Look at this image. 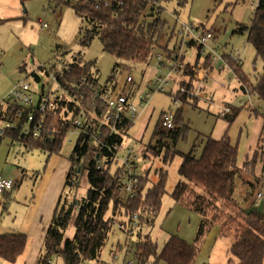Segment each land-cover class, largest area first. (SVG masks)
Instances as JSON below:
<instances>
[{
  "label": "trees",
  "instance_id": "16d2710c",
  "mask_svg": "<svg viewBox=\"0 0 264 264\" xmlns=\"http://www.w3.org/2000/svg\"><path fill=\"white\" fill-rule=\"evenodd\" d=\"M20 1L23 3L26 0ZM52 1L60 6H71L74 13L86 21L88 27L80 28L79 43L82 46H88L94 38H98L105 52L124 61L116 64L117 67L113 68V74L107 80L108 84L104 85L98 82L93 60L85 61L79 58L70 63L62 60L51 61L54 69L59 71V82L69 94L79 100L80 93L82 91L86 93L83 104L88 109H91L92 105L94 112L92 135L99 129L95 138L96 142L121 146L123 135L133 126V121L125 120L123 123L116 124L113 129L111 125L102 123L100 116L105 109V104L96 92L99 91L103 96L111 97L124 91L127 84L116 86L117 83L114 81L111 83L117 68L122 66L129 68L133 62L149 64L153 50L159 46L160 38L166 28L169 29L167 42H172L175 25L181 17H179V10L173 9L175 20L173 25L168 27V21L163 16L164 5L174 1L182 8L187 4V0H108V4H105L106 0ZM197 24L206 26L202 23ZM235 32H246V41L255 50L256 57L262 60L263 67L261 72H255L252 79L242 71L241 64L235 66L232 63L233 70L237 76L240 74L239 80L250 84L252 90L256 92V99L264 102V0H258L249 23L240 24ZM190 45L194 46L199 53L200 46H195L193 43ZM161 46L165 51L168 50L167 53L170 55L172 47L169 43H163ZM179 59L183 60V56L181 55ZM199 59L200 56L197 55L195 61L198 62ZM37 70L41 69L37 68ZM38 71L31 72L35 81L40 80ZM183 72L188 75L190 81L191 71L186 67ZM83 77L87 79V82H92L94 86L92 91L86 86L79 90L72 87L74 82H79ZM189 81L180 82V85L191 88ZM107 85L111 89H107ZM115 86L120 92L111 95ZM168 94L172 101L175 97L181 103L198 107L197 98L187 93L177 91L173 93V96L171 92ZM65 99L66 96L62 95L59 109L45 116L46 126L52 130L51 140H35L21 133L28 109L24 110L23 117L17 126L6 130L2 137L21 143L30 151L37 149L47 152L48 156L62 155L61 149L67 143L69 123L65 119L67 111L62 110ZM74 104L69 102L68 109H71ZM80 105H82L81 102L75 114L81 113V116L89 117L87 112L80 111ZM227 106L230 111L219 116L228 122L229 127L241 111V106ZM35 115L40 117L39 113L35 112ZM173 123L174 128L166 131L161 129L157 119L147 148L155 154L160 153L164 148L162 162L165 165L169 164L175 155L181 157L177 171L182 180L177 182L170 196L174 202L182 197L186 198L194 211L200 215L194 242L189 243L177 234H168L166 241L159 248L150 232L142 231L144 227L149 229L155 225L161 209L162 197L166 193L167 170L165 168L155 171L158 176L153 183H150L147 172L139 173L138 181L133 187V194L121 198L123 166L114 158L112 150L99 145L92 148L90 137L80 134L75 137L70 152L67 153L66 160L69 162V168L63 190L66 187L76 188L77 174L83 166L88 188L78 204L66 203V196L62 192L49 223L43 228V242L34 264H51L50 259L54 256L61 257L64 264H86L88 261L96 260L112 231L114 222L131 223L134 215H136L139 229L135 230L131 257L136 264H193L198 249L214 226L218 227L222 235L232 236L230 253L237 260L235 264H263L264 212L256 209L246 211L233 197L236 190V177L242 172L253 174L255 160L246 159L242 166L237 165L238 145L232 142L227 129L218 139L206 136L199 156L195 155V142L188 152H181L174 146L186 133L188 125L184 123L183 109L180 107L174 111ZM155 137H157L156 143L151 144V140ZM167 140L172 142V149L165 143ZM97 159H100L101 163L97 164ZM262 160V173L257 180L264 182V156ZM70 223L73 224L74 234L72 238L64 237ZM126 232L130 233V231ZM26 243L27 236L24 234H0V259L15 262L23 253Z\"/></svg>",
  "mask_w": 264,
  "mask_h": 264
},
{
  "label": "rangeland",
  "instance_id": "374dc122",
  "mask_svg": "<svg viewBox=\"0 0 264 264\" xmlns=\"http://www.w3.org/2000/svg\"><path fill=\"white\" fill-rule=\"evenodd\" d=\"M253 1L255 0H187V4L182 8L173 1L170 4L164 5L165 13L163 16L168 21V27L172 26L175 20V17H173V9L177 8L179 10V17H181L180 21H193L211 27L214 31L213 41L215 40L216 44L222 50L239 49L242 52V71L252 79L255 72H261L263 62L259 57H256L255 50L246 41V32L239 33L235 32V30L240 24L249 23L254 11V7L251 4ZM4 18H7L6 21L8 20L9 22L7 24L8 27H0V41L1 43L7 42L11 48L9 50H12L15 45H20L24 53L22 65L32 67L33 64H44L49 60H62L68 63L79 58L85 61L93 60L95 61L98 82L104 85L113 74L112 71L116 64L124 62L105 52L98 38H94L88 46H82L79 43L81 37L80 28H87L88 24L74 13L71 6H60L52 0H26L23 3L20 0H0V21ZM43 24L46 26H42ZM177 28L178 21L175 25L172 42H167L169 29L166 28L159 41L161 48V44L163 43H169L171 46L172 43L177 42V38L179 37L176 32ZM159 46L154 48L150 64L146 65L144 63L133 62L129 68H124L123 66L118 67L111 83L114 81V83H117L116 86L118 84H127L122 92L131 89L130 92L132 94L137 95V93H143L147 88L150 78L156 74L155 72H158L153 56L161 51H165ZM2 52L0 51V61H2L4 53ZM17 52H20V50H12L8 54L16 55ZM195 53L193 51L186 57L192 63L195 59ZM254 67L256 68L255 70ZM127 75L132 78V82L126 80ZM31 77L30 75L27 77L30 82L32 81ZM41 77L44 79L42 74ZM175 77H173V83L171 84L173 89L180 82ZM227 77L231 79L228 88L221 86L219 84L220 81L215 85L217 92L220 94L226 93V97L230 94V87L237 83L236 79L233 78L235 77L234 75L228 74ZM224 83L227 86L226 81ZM116 86L111 95L120 92ZM107 87V89H111L109 85ZM204 91L206 92L205 88ZM211 95L208 94V101L211 99L212 103L197 99L198 107L181 103L180 109H183L184 123L188 125V129L177 140L174 148L181 152H188L195 142V155L199 156L206 136H212L218 139L227 129L232 142L238 145L237 165L242 166L243 161L246 159L255 160L253 174L242 172L240 176L236 177V190L233 197L246 211L256 209L264 212V182L257 180L262 173V159L264 156V102L256 98H251L250 100L245 99L239 105L241 106V111L231 126L228 127V122L219 116L221 113L215 106L217 102L225 103L219 101L221 100L218 99L220 98L219 96L212 98L213 96L211 97ZM169 105H173V101L168 93H154L148 106L133 121V126L123 135L122 145L117 153V156L120 158L127 154V149H130L131 155L136 156V169L140 174L147 172L150 183L157 180L158 175L155 173L157 169L165 168L167 170L166 193L162 197L161 209L157 215L155 225L149 229L147 227L142 229L143 232H150L160 248L168 236V233L161 228V223L169 216L171 206L174 203L170 193L177 182L182 180V177L177 171L181 157L175 155L172 161L165 165L162 162L165 152L164 148H162L160 153L155 154L147 148V145L150 141V135L160 109L166 108ZM0 138V173L3 170L7 171V176H10L16 182L12 195V203H26L32 195L31 190L33 189V184L42 172L47 157L49 158V164L55 166H60V163L67 164V153L70 152L71 146L75 141L74 138L72 143H66L63 146L61 149L62 155L51 154L48 156L47 152H42L37 149L30 151L21 143L12 142L7 137ZM156 139L157 137L152 139L150 143L155 144ZM165 143L170 146V149L173 148L170 140H167ZM91 145L92 148L98 147L95 139H92ZM117 160L120 164V159ZM2 163L8 164L5 169L2 167ZM112 166L114 167V164ZM18 168L19 172L17 170ZM77 180L78 185L76 188H65L64 195L67 197L66 203H71L73 197H76L75 204H78L80 198L85 195L88 183L84 166L80 173L77 174ZM74 192L75 194L72 197ZM258 192L262 194L259 199L256 198ZM121 195V198H124L125 194ZM0 199L5 202H2L0 213L4 205L3 211H6L7 208L13 205L12 203L10 205L9 198L3 196V194H0ZM17 208L19 206H16L15 209ZM118 225V221L114 222L113 228L117 229ZM136 229H139L138 223ZM136 229L126 230L130 231L133 239L135 238ZM116 232L118 233V231ZM73 234L74 227L70 223L65 231L64 237L72 238ZM111 241L112 237L109 235V239L105 242L106 244L100 253L101 257L99 256L103 261L99 262V264L122 263L121 255L117 254V258H114L112 255L110 256L108 251ZM133 243H131V247L127 252H132ZM229 255L235 261L236 258L231 253ZM128 259H130L129 255L126 256L124 261ZM50 260L51 264H64L61 257L54 256ZM130 260L132 264H136L133 258ZM96 262L97 259L88 261L86 264H96ZM14 263L16 261L9 262V264ZM0 264H2L1 259Z\"/></svg>",
  "mask_w": 264,
  "mask_h": 264
},
{
  "label": "built area",
  "instance_id": "2783aa9c",
  "mask_svg": "<svg viewBox=\"0 0 264 264\" xmlns=\"http://www.w3.org/2000/svg\"><path fill=\"white\" fill-rule=\"evenodd\" d=\"M74 2L76 0H70ZM108 4V0L105 1ZM252 6L255 8L258 5V0L253 1ZM42 26H46L43 24ZM178 38L177 42L171 46L170 55L167 53L155 54L154 60L158 72L150 79L147 84V88L143 93L132 94L129 89L122 92L119 95L105 97L99 91L96 94L102 99L105 104V109L101 113L100 121L102 123L111 125V128L118 124L123 123L125 120L134 121L148 106L150 99L154 93H173L180 91L187 93L192 97L200 99L204 102L212 103V100L208 101V93L204 91L205 83L214 79L215 74L218 72L221 76L226 77L228 74H232L239 82V89L242 91L246 100L256 98V92L252 90L250 84L239 80V76L234 72L233 66L239 65L242 62V52L238 49L230 52L223 53L219 50V47L214 44L213 37L214 31L211 27L200 26L193 21H179L177 28ZM200 46L199 53L194 46ZM195 51V59L197 55L200 56L198 62H190L186 57ZM183 56V60L179 57ZM186 59V60H184ZM187 67L191 71L192 78L188 80V75L184 74V69ZM40 80L32 81L21 80L16 83L11 90L4 96H0V137H2L6 130L14 129L19 121L23 117L25 109L29 112L25 116V125L23 126L21 133L24 136H30L35 140H51L52 130L46 126L45 116L49 113H55L60 106L62 95L66 96L62 106V110L67 111L65 119L68 120L67 129V143H72L73 139L84 134L90 137L97 138L96 134L99 133V129L92 135V105L91 109L84 106L83 101L86 100V93L81 92L79 100L69 94L59 82V71L54 69L51 61L37 65ZM44 76V79L41 77ZM180 82L189 81L192 85L191 88L185 85H180V82L175 89L171 86L173 83V77ZM128 82H132V78L127 77ZM219 84L225 87L224 82ZM86 86L92 91L94 86L92 82H87L85 77L81 78L79 82H74L72 87L74 89H80ZM173 89V90H172ZM92 102V95L90 98ZM75 103L71 109H68V103ZM80 111L87 112L89 117L81 116V113L75 114L79 103ZM92 104V103H91ZM215 106L218 111L223 115L230 111V108L226 104L217 102ZM181 107V102L177 98H173V105H169L166 108H161L158 115V123L161 129L170 130L174 128L173 115L174 109ZM36 113L40 114L38 118ZM62 112V111H61ZM64 127V125L62 126ZM97 141V140H96ZM99 147H106L113 151L114 158L120 159V164L124 168V174L121 179V194L132 195L133 187L138 181L139 175L136 169V156L131 155V150L127 149V154L117 156L121 146L118 144L108 145L107 143L97 142ZM97 164L101 163L100 159H97ZM15 187V182L11 178H6L0 175V194L5 191H10ZM261 192L256 194V198L261 197ZM118 228L126 231L127 229L134 230L137 228L136 215L133 216L131 223H120ZM121 264H132V261L127 260Z\"/></svg>",
  "mask_w": 264,
  "mask_h": 264
},
{
  "label": "crops",
  "instance_id": "0c3cea01",
  "mask_svg": "<svg viewBox=\"0 0 264 264\" xmlns=\"http://www.w3.org/2000/svg\"><path fill=\"white\" fill-rule=\"evenodd\" d=\"M6 19L7 18H4L2 21H0V27H8L7 24L9 21H6ZM214 44H216L215 40ZM218 47L219 50L223 53H228L232 50H236H222L220 46ZM9 49L11 48L7 42L1 43L0 41V51L4 52H2L3 57L2 61H0V96L6 95L11 90V88L19 81H29L27 79L28 75H32V71H35L36 73L38 71L36 68L37 64H33L32 67L22 65V61H24L22 60V58L24 57V53L22 52V48L20 47V45H15L12 49L15 51L20 50V52H17L16 55L8 54V52H12V50ZM160 53L164 52L161 51ZM31 78L33 79V75ZM230 80V77H223L217 72L214 79L209 80L205 83V90L208 94H212V98H215V96H219L220 98L218 99H221L219 101H222L227 105L239 106L245 100V97L242 91L239 89V82L237 79V83L230 87V94L227 97L226 93L220 94L215 88V85L218 84V81H226L227 86H225V88H228ZM48 161L49 158L47 157L42 172L38 175L36 179L37 181L35 180L36 182L33 184V189L31 190L32 195L29 197L26 203H12V195L15 190L14 188L10 191L2 193L3 196L9 198L8 200L10 202V205L11 203L13 205L7 208L6 211H3L5 207L4 205L3 210H1L0 234L21 233L27 236L26 247L14 264L35 263L43 242V228L49 223L53 209L57 204L60 195L65 191L63 190L64 181L69 168V162L67 161V164L60 163V166H55L53 164H49ZM6 165L8 164L2 163L3 169H5ZM17 170L19 172V168ZM54 174L56 175L54 176ZM0 175L6 178H11L10 176H7V171L5 170H3ZM74 194L75 192L73 193L72 197L74 196ZM2 202L5 203L0 199V209ZM75 202L76 198L73 197L71 203L75 204ZM16 206H19L20 209H15ZM199 222L200 215L194 211L190 202L186 198L182 197L177 202L173 203L170 209L169 216L165 218L161 223V228L168 234H177L185 241L193 243L196 237V231ZM113 227L112 231L110 232L111 234H109L112 237V241L108 251L110 256L112 255L114 258H117L116 255L119 254L122 257V262H124V259L127 255H129L130 259H132V252H127V250L131 247V243L134 242L132 234H128L126 231H123L119 228H117V230ZM116 231H118L119 234ZM109 235L107 237V240L109 239ZM167 237L165 238L164 242L166 241ZM232 243V236H224L219 233L217 226L212 227L210 232L207 234L204 242L198 249L193 264H235L237 260L235 259L234 261V259H232V257L229 255ZM100 257L97 259L96 264H99V262L103 261ZM1 261L2 264H9L8 261L2 259Z\"/></svg>",
  "mask_w": 264,
  "mask_h": 264
}]
</instances>
